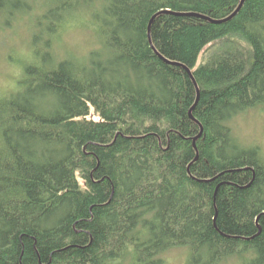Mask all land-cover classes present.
Listing matches in <instances>:
<instances>
[{"label":"trees","instance_id":"1","mask_svg":"<svg viewBox=\"0 0 264 264\" xmlns=\"http://www.w3.org/2000/svg\"><path fill=\"white\" fill-rule=\"evenodd\" d=\"M241 1L116 0L126 57L159 88L122 95L57 76L70 139L16 182L24 198L0 184V264H89L125 243L143 261L178 232L264 253V208L246 206L264 167L254 152L230 151L218 124L234 99L264 95V0H245L230 19ZM145 209L156 210L158 222L143 220L151 238L137 235Z\"/></svg>","mask_w":264,"mask_h":264},{"label":"clouds","instance_id":"2","mask_svg":"<svg viewBox=\"0 0 264 264\" xmlns=\"http://www.w3.org/2000/svg\"><path fill=\"white\" fill-rule=\"evenodd\" d=\"M116 0H0V184L24 198L26 170L63 156L70 139L67 94L55 86L58 75L88 88L96 80L116 88L156 91L159 81L127 59L131 33L113 12ZM116 37L120 43L116 42ZM252 102L234 99L218 120L226 130L230 151L254 152L264 167V95ZM4 195V193H0ZM264 208V184L253 190L246 206ZM137 235L151 238L143 220L158 222L156 210L145 209ZM239 215V210L237 211ZM203 233V229L199 230ZM114 253V254H113ZM255 244H229L199 236L167 237L146 260L133 243L118 250L97 249L89 264H260Z\"/></svg>","mask_w":264,"mask_h":264},{"label":"water","instance_id":"3","mask_svg":"<svg viewBox=\"0 0 264 264\" xmlns=\"http://www.w3.org/2000/svg\"><path fill=\"white\" fill-rule=\"evenodd\" d=\"M244 2H245V0H242V1H241V5H240L239 8L236 10V12L230 17V19L233 18V17L239 12V10L241 9V7H242V5H243ZM207 20H209V19H207ZM212 22H214V23H222L223 21H212ZM189 74L191 75L190 72H189Z\"/></svg>","mask_w":264,"mask_h":264}]
</instances>
